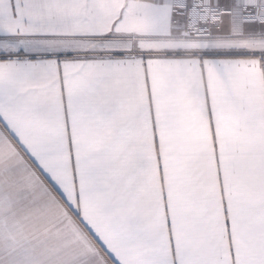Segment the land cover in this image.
Instances as JSON below:
<instances>
[{"label": "snow or ice", "instance_id": "6c2138e0", "mask_svg": "<svg viewBox=\"0 0 264 264\" xmlns=\"http://www.w3.org/2000/svg\"><path fill=\"white\" fill-rule=\"evenodd\" d=\"M0 264H264V0H0Z\"/></svg>", "mask_w": 264, "mask_h": 264}]
</instances>
